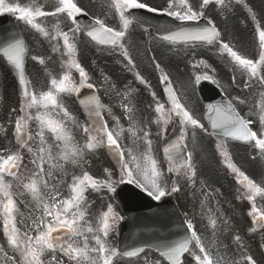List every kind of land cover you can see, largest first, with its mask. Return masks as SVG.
I'll list each match as a JSON object with an SVG mask.
<instances>
[{
  "label": "snow or ice",
  "instance_id": "snow-or-ice-1",
  "mask_svg": "<svg viewBox=\"0 0 264 264\" xmlns=\"http://www.w3.org/2000/svg\"><path fill=\"white\" fill-rule=\"evenodd\" d=\"M213 2L222 8L227 7L226 0H203L199 11L194 10L189 0H167V7L164 9L152 7L141 0H110L109 7L119 21L117 29L99 18H95L89 25L81 26L78 17L86 16L87 13L78 6L76 0H56V5L51 11L45 10V6L37 3V0H30L23 6L20 3L0 0V14L9 13L17 16L20 21L48 40L54 52H61L63 49L62 56L67 57L62 59L64 71L59 78L49 73L51 78L47 90L36 92L30 86L31 82L25 74V61L29 51L25 40L16 36L0 44V56L16 70L21 89L20 115L15 120L13 132L17 147L15 150L0 149V222L7 246L13 253L11 257H6L11 264H117L118 258L131 259L144 253V247L122 250L112 246L109 240L110 234L124 218L116 212L112 204H108L106 210L99 213L93 221L89 218L85 194L89 190L94 192L107 190L115 193L117 185L127 183L135 184L149 197L159 201L169 194L163 184L164 172L153 153L150 132L139 128L133 120L131 115L133 106L130 101L122 105L130 121L127 129L119 124L118 119L114 129L108 127L102 115L106 106L101 103L97 95L79 101L91 121L90 126L78 125L75 117L64 106L63 96L73 94L79 96L81 89L95 87L89 82L87 71L77 59L78 48L75 37L77 33L84 32L98 45L119 49L121 55L134 67L124 43L134 20L132 10L162 11L163 14L182 24H187L197 23L205 15L203 9ZM236 2L239 3L240 0ZM62 16L70 20L74 27L64 31L59 23V18ZM48 17L57 18V23L50 28L42 22ZM253 20L259 44L257 59L246 58L228 43L223 42L220 31L210 20L204 27L185 26L176 30H167V34L162 38L172 44L192 46L218 44L219 53L226 54L234 68L242 77H246L245 88H250L253 83L264 88V27L256 21L254 14ZM32 59L37 60L41 65L45 64V59L42 57L33 56ZM201 64L205 68L210 67L204 61L194 64L193 67H199ZM156 67L159 69V64ZM73 71L79 74V83L73 78ZM136 78L141 83H147L139 73L136 74ZM202 80L217 83L207 73L196 75L197 84ZM161 82L165 84L164 91L170 106L166 108L165 104L157 101L154 109L156 118L153 123L163 125L166 129L168 124L178 119L183 126L178 138L163 149L168 163L167 171L185 176L194 184L196 168L192 153L186 152L185 143L188 128L193 130V137L196 129L207 133L208 128L194 118L181 103L166 73L161 75ZM130 95L131 90L125 94V99ZM257 95L258 99L253 104L256 121L241 115L237 103L245 105L247 101L240 97H233L222 104L208 105L207 108V119L211 129L218 130L224 138L222 143L217 144V150L224 158L227 168L236 174L238 183L244 189L242 198L250 204L248 215L253 224L250 231L253 232L257 228L264 229V205L257 204V198L264 200V186L250 179L231 161L226 141L231 139L249 144L264 156V91H260ZM152 96L155 99L156 93L153 92ZM107 110L111 111V109ZM33 121L37 126L35 135L31 131ZM69 122L73 126L82 128L87 137L83 145L75 142ZM257 122L259 129L254 131L252 125ZM125 132L130 135L133 144V147L127 149L120 144ZM140 142L144 145L143 151L138 150ZM102 146H106L115 156L119 165V180L114 181L113 172L106 168L104 169L106 178L103 180L93 177L87 171H82L79 175L71 174V181L67 182L65 178L69 173L66 166L82 167L86 152ZM25 153L29 156L28 164L32 166L31 169L24 163ZM27 172L30 174L26 175ZM56 173L60 175L57 176ZM65 183L69 193L67 197H64L60 190ZM17 188L19 191H16ZM179 190L176 185L171 187L172 193ZM24 196L30 197L29 203L33 206L27 217L19 208L20 203H25V207L29 206V203L21 199ZM26 219L31 220V223L25 224ZM210 225L215 234L217 226L215 218L210 217ZM235 239L240 241L239 236ZM212 246H215V242ZM0 251L3 249L0 248ZM157 251L167 264H186L185 254L191 257L190 264H225L223 257L219 254L214 257L210 248L205 246L191 221H186V234L183 237L161 245ZM241 259L246 264H256L251 255L242 256Z\"/></svg>",
  "mask_w": 264,
  "mask_h": 264
},
{
  "label": "rangeland",
  "instance_id": "rangeland-1",
  "mask_svg": "<svg viewBox=\"0 0 264 264\" xmlns=\"http://www.w3.org/2000/svg\"><path fill=\"white\" fill-rule=\"evenodd\" d=\"M200 1V0H199ZM151 2V1H150ZM153 2V1H152ZM189 3L192 5V7L194 6V2L192 0H189ZM133 36H134V40H133V53H141V54H146V52L148 51V55H150L149 53H153L155 55H157V59L161 60L162 62H164V64H166L167 59H166V52L167 49L165 48L166 45L163 41H159L157 40L154 36L150 35L148 36L147 33L150 32H143V31H139V36L137 34H135L134 31H131ZM224 34L222 35L223 39ZM136 38H138L139 41H136ZM241 47L238 46H234V49L237 50L238 52L243 50L240 54L245 56L246 55V51L247 49H245V45L242 42H239ZM176 48H180V47H176ZM178 54L180 55V51H177ZM249 52H251V54H258L259 49H258V45H253V47L249 50ZM208 53H213V54H218L219 53V45L215 44V45H211L208 47H204V54H208ZM221 55V54H220ZM221 56H225V55H221ZM3 257H0V260L3 263ZM141 262L140 264H143V261L146 262V264H148L147 262H149L151 259L150 257H145L141 258ZM225 264H237V262H239V264H246V262H244L241 257H229V258H224ZM190 264V263H189Z\"/></svg>",
  "mask_w": 264,
  "mask_h": 264
}]
</instances>
